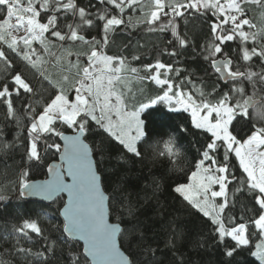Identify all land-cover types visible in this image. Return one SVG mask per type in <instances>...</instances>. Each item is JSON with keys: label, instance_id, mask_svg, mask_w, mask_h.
I'll use <instances>...</instances> for the list:
<instances>
[{"label": "snow or ice", "instance_id": "snow-or-ice-1", "mask_svg": "<svg viewBox=\"0 0 264 264\" xmlns=\"http://www.w3.org/2000/svg\"><path fill=\"white\" fill-rule=\"evenodd\" d=\"M100 3H105V0H100ZM106 3L120 13H123L125 8L135 11L139 6L143 19L138 18L137 23L147 24L149 32L171 31L181 48L186 47L188 42L178 32V17H184L185 13H211L217 17L218 20L212 24L211 31L215 40L220 43H209L203 47L206 53L203 58L210 60L211 67L220 74L221 80L230 82L229 91L213 102V93L206 95L203 89L198 88L190 79V90H186L181 84H174L170 78L174 71L171 65L159 61L154 65H146L144 69L149 75L145 76L125 58L107 55L104 49L109 43L110 35L115 34L119 26L124 24L122 18L109 16L107 10L96 16V19L103 22L102 41L95 38L88 41L79 35V29L84 25H93V20L88 18L91 14L86 13L83 8L77 9L73 0H67V3L62 0H0V44L6 45L12 52L21 56L44 80L57 88L56 94L42 105V111L39 113L31 105L25 106L31 121L28 126L27 160L39 163L42 159L38 150V142L42 137L58 136L64 141L63 148L59 143H47V140L45 143L48 149L61 153V161L66 164V168L61 165L49 166L51 179L41 183H29L28 171H23L19 180L20 196L38 195L44 199H52L59 193H67L68 199L61 212L64 218V232L69 239L83 241L85 264H131L118 243V238L123 232L121 226L109 222L111 198L102 187V178L94 164L91 149L82 138L89 131V122L92 121L128 154L141 157L138 142L145 137L141 113L163 102L169 105L171 111L189 113L192 126L210 137L201 153L202 159L195 165L196 170L188 177L189 182L178 184L173 190L216 226L215 231L221 242L228 237L235 243V248L226 252V255L231 257L237 248L249 245L247 225L240 223L238 226L227 228L223 219L224 210L228 206V185L234 179H230L228 160L229 155L234 154L246 175V180L241 181V184H246L255 204L259 206L260 214L252 223L259 233L260 242L256 243L251 255L259 264H264V103L254 98L255 91L247 94L244 83L247 81L255 90L257 77L264 83V72L257 73L250 69L232 70L231 59H216L217 54L222 52L220 45L225 41H233L238 37L242 45L248 42L254 45L259 43L258 36L264 29L245 31V26L254 29L256 25L247 18L244 5L264 8V0H106ZM146 7L149 8L148 11H145ZM62 10H71L74 16L79 17V23L75 27L68 25L69 32L66 34L58 29L57 13ZM42 13H51L46 16V22H41ZM162 15L168 17L167 22L161 21ZM261 15L264 16V12ZM221 17L222 19H219ZM225 25H230V28L224 29ZM225 31L227 34H223ZM21 32L23 35H17ZM46 34L61 42L63 55H56L52 51L54 41ZM66 41H82L90 45V52L85 54L86 66L80 68L77 60L76 63L69 61L67 68L63 67L61 62L65 56L80 55L64 48ZM34 43L40 45L43 55L33 47ZM241 51L244 62L258 57L264 64V47L253 46L251 50L242 47ZM168 55L175 56L177 53L172 51ZM44 56L54 57V60H46ZM133 59L139 57L134 56ZM0 60H4L7 67H11L3 50H0ZM49 63H52L53 67L61 66L64 71L75 68L78 78L70 82L69 76L64 75L62 82H54L45 74L46 70H41ZM175 74L179 75V70H175ZM146 80L159 86L162 94L130 109L126 98L130 94L134 95L133 83ZM12 82L15 85L12 91L7 84L0 89V99L6 104L8 118L17 119L19 122L11 99L13 92L17 96L21 95V89L23 93L32 96H35L36 92L19 73L12 77ZM69 83L70 87L66 89L64 85ZM70 92H74L71 98ZM242 120L251 121L254 130L246 139L240 140L231 129ZM258 121L262 123L258 124ZM57 124L67 126L74 135H65L63 131L58 130ZM164 145L165 151L161 155H167L170 162L175 164L181 155L175 139L169 138ZM4 147L8 145L5 144ZM221 149L224 151L222 164L217 159ZM206 161L210 163L206 164ZM243 190V187L237 189ZM217 198H224V202L217 203ZM3 199L5 197L0 195V200ZM229 222L231 223V220ZM16 231L23 236H28L29 232L37 236L42 234L35 221H24ZM16 251L32 254L30 249L17 248ZM48 251H53L52 245ZM43 255L44 253H36L38 258ZM0 264L8 262L0 259ZM72 264H80L78 254L72 255Z\"/></svg>", "mask_w": 264, "mask_h": 264}, {"label": "trees", "instance_id": "trees-1", "mask_svg": "<svg viewBox=\"0 0 264 264\" xmlns=\"http://www.w3.org/2000/svg\"><path fill=\"white\" fill-rule=\"evenodd\" d=\"M73 2L77 9L83 8L86 13L91 14L88 18L93 20V25H84L79 29V35L88 41L93 38L102 41L103 22L96 19V16L104 10L108 11L109 16L116 15L124 20V24L119 26L115 34L110 35L104 51L107 55L125 58L131 66L140 69L141 75H149L144 66L154 65L159 61L172 66L174 71L170 78L174 84H181L186 90H190V79L198 88H202L206 95L213 93V102L229 91L230 82H223L211 67L210 60L203 58L206 55L203 47L209 43H220L215 40L211 31L212 24L217 22L218 18L211 13H185L184 17L177 18L178 32L188 42L186 47L181 48L171 31L149 32L147 24H138L137 19H143L139 6L135 11L125 9L120 13L111 5H107L106 0L103 4L98 0ZM244 7L247 10V18L256 25L254 29L245 26V31L264 29V16L261 15L264 8L256 5ZM148 10L146 7L145 11ZM50 14L42 13L41 22H46V16ZM57 15L58 29L62 33L69 32L68 25L75 27L79 23V17L74 16L71 10H62ZM167 20L168 17L161 16V21ZM229 28L230 25L224 26V29ZM46 35L50 37V34ZM50 39L55 44L52 51L56 55H63L61 42L52 37ZM258 41L256 45L252 42L242 45L238 37L233 41H225L220 45L222 52L217 54L216 59H231L232 70L250 69L257 73L264 72V64L260 58L253 57L249 62L242 59V47L249 50L253 46L264 47V32L260 33ZM33 47L43 55L40 45L33 44ZM64 48L71 49L74 54H80L65 56L61 62L64 68H67L65 63L68 64L69 61L76 63L78 60L80 68L82 63L87 61L85 54L90 52L89 44L82 41H66ZM0 50L5 52L7 60L11 63L9 68L4 60H0V89L7 84L12 91L15 87L12 77L19 73L36 92L35 96L23 93L22 89L19 96L13 92L11 99L19 122L17 119L8 118L6 104L0 99V195L5 197L0 200V259L8 264H72V255L78 254L80 264H85L81 246L70 241L63 232L60 210L64 205V198H58L48 205L36 200H22L19 194V180L23 171H28L29 183L44 180L48 165L57 160L59 153L55 149H48L45 143V140L47 143H59L57 136L50 135L44 136L38 142L42 157L40 162L27 160L28 126L31 121L25 108L26 105H31L39 113L42 111V105L56 94L57 88L44 80L21 56L12 52L6 45L0 44ZM172 51L177 55H168ZM134 56L139 59H133ZM44 58L54 60V57ZM41 70H46L45 74L52 80L64 72L61 66L53 67L52 63L45 65ZM175 70H179V75L175 74ZM76 78L78 77L75 76L73 80ZM244 83L246 93L252 94L255 91L254 98L264 103V83L257 77L255 90L247 81ZM132 87L137 93L140 92L141 96L135 104L131 103V94L126 98L130 109L162 94L160 87L147 80L137 81ZM142 120L145 137L138 142L141 157L128 154L95 122H89V131L84 137L102 178V187L111 198L110 222L121 226L123 232L119 237V246L131 264H259L251 255V251H254L256 243L260 242L259 233L252 223L258 218L260 210L246 184H241V181L246 180V175L235 155L230 154L228 160L230 179H234L228 185V206L224 210L223 219L227 228L245 223L249 245L237 248L229 257L226 252L235 248V243L228 237L221 242L215 231L216 226L173 190L178 184L188 183L191 172L196 170V163L202 159L201 153L209 142V134L195 129L187 113L171 111L161 105L148 108L142 114ZM231 130L238 139L243 140L254 129L251 121L242 120L234 124ZM169 138L175 139L181 153L175 164L170 162L167 155H161L165 151L164 142ZM5 144L8 147L5 148ZM217 159L219 163H224L223 149ZM241 187L244 190L237 191ZM223 202L224 199L217 201ZM24 221L37 222L42 234H19L16 229L20 228ZM50 245L53 246L52 252L48 251ZM17 248L30 249L32 254L17 252ZM36 253L44 255L38 258Z\"/></svg>", "mask_w": 264, "mask_h": 264}, {"label": "water", "instance_id": "water-1", "mask_svg": "<svg viewBox=\"0 0 264 264\" xmlns=\"http://www.w3.org/2000/svg\"><path fill=\"white\" fill-rule=\"evenodd\" d=\"M125 11V10H124ZM219 74V73H218ZM220 75V74H219ZM223 81V80H222ZM224 82V81H223ZM65 135H74V134H68V133H64ZM57 139H58V142H59V144H61V146H62V148H63V144H64V141H62L58 136H57ZM83 139V141H84V143H86L85 142V140H84V137L82 138ZM87 144V143H86ZM90 148V147H89ZM91 156H92V158H93V155H92V152H91ZM94 161V160H93ZM95 164V163H94ZM52 165H61L62 167H65L66 168V164H64L62 161H61V153H59L58 154V157H57V160L56 161H54V162H52V163H50L49 165H48V167H47V170H46V178L44 179V180H40V181H34V182H30V183H41V182H43V181H45V180H49V179H51V175L49 174V172H48V168H49V166H52ZM19 194H20V190H19ZM64 198V205H63V207L61 208V210H60V218H61V220H62V222H63V225H64V218H63V216H62V214H61V212H62V209L64 208V206H65V204H66V202H67V199H68V197H67V193H59L58 195H56L55 197H53L52 199H44L42 196H25V197H21V199L22 200H36V201H40V202H43V203H45V204H48V205H50V204H52L56 199H58V198ZM108 215H109V213H108ZM109 222H110V218H109ZM110 223H112V222H110ZM63 232H64V228H63ZM64 234H65V236L68 238V236H67V234L64 232ZM69 239V238H68ZM70 241H72V242H74V243H77V244H79L80 246H81V253H82V255H83V241H75V240H72V239H69ZM118 243H119V238H118ZM122 251V250H121ZM123 252V251H122ZM124 253V252H123ZM125 254V253H124ZM84 257V256H83ZM85 258V257H84Z\"/></svg>", "mask_w": 264, "mask_h": 264}, {"label": "rangeland", "instance_id": "rangeland-1", "mask_svg": "<svg viewBox=\"0 0 264 264\" xmlns=\"http://www.w3.org/2000/svg\"><path fill=\"white\" fill-rule=\"evenodd\" d=\"M98 1H100V0H98ZM143 1V0H142ZM62 2H67V0H62ZM222 2H223V0H222ZM125 9H128V8H125ZM118 11V10H117ZM17 35H23V33L21 32V33H18ZM35 45H39L38 43H34ZM72 63H75V61H73ZM50 64V63H49ZM66 64V66L68 67V64L67 63H65ZM86 64H87V61H85L84 63H82V67H84V66H86ZM81 67V68H82ZM76 71V69L75 68H72L71 69V71H64V72H62L63 74H58L57 76H56V78H54V82H56V83H60V82H62V77L64 76V75H68L69 76V81L71 82V81H73V78L76 76L75 75V72ZM155 71V70H154ZM153 71V72H154ZM161 71H163V70H161ZM156 85V84H155ZM157 86V85H156ZM64 87L67 89V88H69L70 87V83L69 84H65L64 85ZM159 87V86H158ZM133 91H136L135 89H133ZM134 93V95L133 94H131V103H137V101H138V99L140 98V96H141V93L139 92V93H137V91L136 92H133ZM69 95H70V98L72 97V96H74V92H70L69 93ZM157 105H161V106H164V107H166L168 110H170V107H169V105H167V104H164L163 102H159V103H157L156 105H153L152 107H154V106H157ZM147 109H145L144 110V112L146 111ZM144 112H142L141 113V120H142V114L144 113ZM186 113V112H185ZM189 116H190V114L189 113H187ZM191 117V116H190ZM56 127L58 128V130H60V131H63L64 133L66 132V133H68V134H74V132L71 130V129H68L67 128V126H65V125H60V124H57L56 125ZM43 138V137H42ZM206 164H208V163H210V162H208V161H206L205 162ZM189 182V181H188ZM216 190H218V186H216ZM222 199H224V198H217V201L218 200H222Z\"/></svg>", "mask_w": 264, "mask_h": 264}]
</instances>
